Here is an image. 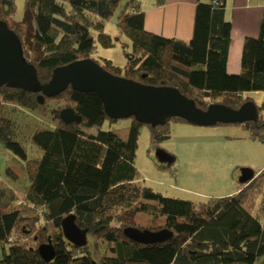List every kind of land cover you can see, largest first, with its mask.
Listing matches in <instances>:
<instances>
[{
	"label": "trees",
	"instance_id": "trees-1",
	"mask_svg": "<svg viewBox=\"0 0 264 264\" xmlns=\"http://www.w3.org/2000/svg\"><path fill=\"white\" fill-rule=\"evenodd\" d=\"M225 1L197 2L187 42L147 31L140 0H24L22 21L12 19L13 0H0V20L20 41L22 55L36 69L40 83L48 81L58 66L92 59L96 44L112 47L114 39L104 32L103 22L115 14L116 31L130 41L131 51L125 54L123 67L95 60L106 71L176 88L201 109L210 103L237 109L251 101L244 94L262 92L264 110V10L258 35L243 39L239 73L229 74L231 23L224 17ZM37 94L0 87V109L5 103L15 104L43 116L51 113L53 122V128L32 133L31 142L42 155L28 161L13 139L15 125L0 117V144L26 162L30 180L24 202L11 188L0 186V245L8 244L2 247L0 264H255L264 256V217L259 219L253 212L256 201L264 198V168L236 193L209 197L197 206L164 196L137 183L134 156L142 123L130 117L125 128L102 130L105 121L116 120L107 117L95 93L68 86L44 97L42 103ZM51 101L64 105L49 111ZM65 107L80 121L64 123L59 112ZM170 121L188 123L171 117L162 125L146 124L153 146L169 138ZM243 125L251 140L264 142V119L257 117ZM171 156L167 167L175 162ZM116 210L121 211L118 216ZM71 214L75 224L87 230L83 246L63 236L61 221ZM126 227L165 228L171 236L143 244L126 237ZM13 231L34 245L12 241ZM48 241L54 256L45 261L37 248Z\"/></svg>",
	"mask_w": 264,
	"mask_h": 264
},
{
	"label": "rangeland",
	"instance_id": "rangeland-1",
	"mask_svg": "<svg viewBox=\"0 0 264 264\" xmlns=\"http://www.w3.org/2000/svg\"><path fill=\"white\" fill-rule=\"evenodd\" d=\"M13 1L16 9L12 19L22 21L24 19V0ZM114 19L115 14L109 21L103 22L104 32L110 34L114 39L113 46L104 48L96 44L91 57L99 63L106 59L115 66L123 67L126 63L125 54L131 51V45L124 35H118ZM31 29L30 27L28 32H31ZM92 33L93 36H96L95 32ZM244 96L251 98V101L260 108L258 117L264 119V110L261 109L263 93L248 92ZM61 105L64 103L51 101L48 103L49 111ZM0 117L11 120L15 125L13 139L22 146L27 160L37 161L41 157L42 151L31 142L30 137L37 130L53 128L51 113L43 116L36 111L5 103L0 109ZM130 122V118L117 119L111 123L105 121L101 129L125 128ZM179 124L189 126L187 131H180ZM87 131L93 130L91 128ZM169 131V138L155 147L150 141L149 127L146 124L141 125L134 156L137 183L164 196L190 200L197 206L209 197L234 194L237 187L241 188L244 184L237 181L240 168H250L256 176L257 172L255 171L264 165V142L247 139L248 131L244 125L216 124L206 127L170 121ZM157 148L173 155L175 162L169 167L158 162L155 156ZM7 170H9V174H7ZM29 184L26 162L15 157L0 144V186L11 188L19 201L24 202V194ZM253 212L259 219H263V197L256 201ZM113 213L118 216L121 211L116 210ZM11 239L23 246L34 245L30 238L21 237L17 231L11 233ZM89 242L91 244V240ZM3 245L8 247L7 243ZM3 245H0V258ZM255 264H264V256L259 258Z\"/></svg>",
	"mask_w": 264,
	"mask_h": 264
},
{
	"label": "water",
	"instance_id": "water-1",
	"mask_svg": "<svg viewBox=\"0 0 264 264\" xmlns=\"http://www.w3.org/2000/svg\"><path fill=\"white\" fill-rule=\"evenodd\" d=\"M3 85L38 93L36 99L40 103L44 101V97L57 95L68 86L78 92H93L102 101L107 117L115 120L133 117L137 122L151 126L162 125L171 117L206 127L218 123L243 124L258 117L257 106L252 101L242 103L237 109L220 103H210L205 109H201L176 88L152 86L111 74L91 58L58 66L52 70L48 81L40 83L36 69L22 55L20 41L7 24L0 20V87ZM59 118L64 123L80 121V117L69 107L60 110ZM155 156L158 162L166 165L173 161L172 156L160 148L156 149ZM254 177L252 169L242 167L237 181L245 184ZM61 230L68 242L76 246L86 244L87 230L80 229L75 224L72 214L62 219ZM123 234L143 244L162 242L171 236V232L165 228L151 231L126 227ZM37 251L45 261L54 256V249L49 241L40 244Z\"/></svg>",
	"mask_w": 264,
	"mask_h": 264
},
{
	"label": "crops",
	"instance_id": "crops-1",
	"mask_svg": "<svg viewBox=\"0 0 264 264\" xmlns=\"http://www.w3.org/2000/svg\"><path fill=\"white\" fill-rule=\"evenodd\" d=\"M210 1L140 0L139 8L144 13V28L147 31L187 42L192 35L195 5L197 2L208 3ZM263 10L264 0L225 1L224 17L231 23L230 44L226 62V71L229 74L239 73L243 39L246 36L256 37L258 35ZM178 127L180 131H187L189 126L179 124ZM246 138L249 139L248 134ZM263 168L264 165L255 172H259ZM239 188L237 187L233 193H236ZM229 194L232 193L226 195Z\"/></svg>",
	"mask_w": 264,
	"mask_h": 264
}]
</instances>
